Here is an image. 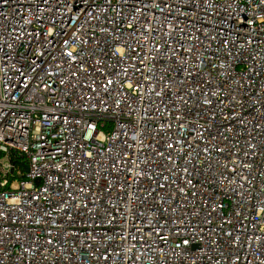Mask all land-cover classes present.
<instances>
[{
  "label": "built area",
  "instance_id": "2783aa9c",
  "mask_svg": "<svg viewBox=\"0 0 264 264\" xmlns=\"http://www.w3.org/2000/svg\"><path fill=\"white\" fill-rule=\"evenodd\" d=\"M0 264H264V0H0Z\"/></svg>",
  "mask_w": 264,
  "mask_h": 264
},
{
  "label": "water",
  "instance_id": "95a60500",
  "mask_svg": "<svg viewBox=\"0 0 264 264\" xmlns=\"http://www.w3.org/2000/svg\"><path fill=\"white\" fill-rule=\"evenodd\" d=\"M25 170H26V171L28 170L27 167H25Z\"/></svg>",
  "mask_w": 264,
  "mask_h": 264
}]
</instances>
